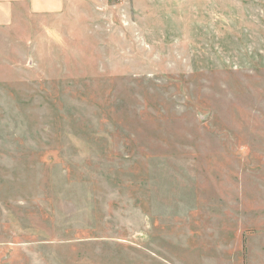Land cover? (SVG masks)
<instances>
[{"label":"rangeland","instance_id":"rangeland-1","mask_svg":"<svg viewBox=\"0 0 264 264\" xmlns=\"http://www.w3.org/2000/svg\"><path fill=\"white\" fill-rule=\"evenodd\" d=\"M0 38V264H264V0H72Z\"/></svg>","mask_w":264,"mask_h":264},{"label":"crops","instance_id":"crops-1","mask_svg":"<svg viewBox=\"0 0 264 264\" xmlns=\"http://www.w3.org/2000/svg\"><path fill=\"white\" fill-rule=\"evenodd\" d=\"M72 0H0V38L11 36L10 29L16 23L26 28V21L33 16L64 15ZM11 37H14L13 35Z\"/></svg>","mask_w":264,"mask_h":264}]
</instances>
